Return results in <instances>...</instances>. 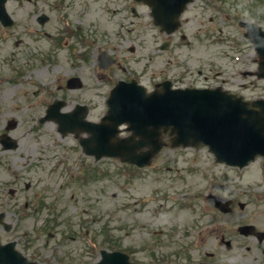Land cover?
Listing matches in <instances>:
<instances>
[{"label":"rangeland","instance_id":"1","mask_svg":"<svg viewBox=\"0 0 264 264\" xmlns=\"http://www.w3.org/2000/svg\"><path fill=\"white\" fill-rule=\"evenodd\" d=\"M257 2L259 0H223L221 10L223 14L242 15L243 19H246L248 13L254 9V4ZM233 4L236 7H232ZM105 5H113L112 0H96L93 3L95 16L94 14L92 16L87 15V18L92 19L90 27L102 39L103 35L107 32L104 30L111 24L112 16L111 14V16L109 15ZM262 6V4H258L259 9ZM9 7L10 10L16 13V17L20 21V27L17 29L18 32L15 31L17 32L15 37L6 39L4 42L0 41L2 48L0 50V68L5 67L6 71L8 70L9 65L6 58L12 55H16V62L34 67V70L30 72L32 78H29L24 83H20L18 88L15 89L19 93L27 91L22 96V104L24 105L22 117L26 119L27 127L30 129L32 125L28 116L39 112L41 109L33 103L37 100L33 96L35 88H40L42 92L45 85L50 84L51 81L56 82L58 87L60 83L63 85V88H58L57 92L51 97L60 96L66 99L71 104V107L65 108V110H71L78 102L90 103L92 107L89 118L99 120L105 113V105L104 103H95L99 97L97 93H100L101 85L103 84L98 81L95 74V69H98L96 57L91 56L90 59H82L72 55L73 51L69 47H59L56 54L52 57L55 59L54 62L52 60H45L42 54L54 51L50 39L44 38L41 34L32 35L26 33L25 27L27 24H34L33 20L21 23L30 12L34 13L35 8L29 3H25L21 7L19 4H11V2ZM196 11L192 8L187 16L192 18L193 13ZM127 14L130 15L129 12ZM222 15L219 14L215 22L220 23L218 25L222 26V35L224 37H235L237 31L240 30L238 29V24L235 21H228L229 19L223 18ZM206 16L208 17L209 14L206 13ZM72 17L76 21H81L85 25H88L87 22L83 21L84 17L80 16L79 11H75ZM254 17L261 19L259 15H255ZM114 19L117 20L118 18L114 17ZM202 20L203 16L196 21L187 18L185 31L195 32L200 28L209 27L207 25L209 24L208 22L205 24L206 26H203L201 24ZM128 21L130 22L131 19ZM225 22H228L227 27L224 25ZM135 24L136 29H139L140 26L136 21ZM211 26L212 24H210ZM218 33L220 35V30H218ZM153 39V42H148L145 36L142 37L141 55H144V52L147 54L152 52V46L155 47L154 52L157 51L156 45L161 36L156 34L155 31ZM227 42L226 47L229 49L231 42ZM198 43L199 47H196L194 50L188 48L181 49L183 58L192 62L195 66L194 68L197 66L207 68L211 58H219V60L224 62L228 60L225 56L226 52L222 53V49L218 48V45L212 47L207 40H204V44L206 45H203L200 41ZM222 47L225 48L224 45ZM119 56L122 57L121 55ZM161 56V59L157 58V64H154L159 69L167 66L166 60L169 58L166 52L162 53ZM245 57L247 59L249 57L252 58V54L251 56L245 54ZM129 63L130 65L135 64L133 58ZM142 64L143 62L139 61V64L134 67L140 69ZM253 67L254 63L249 61L247 68ZM41 69L44 71L42 74L39 73ZM73 75H78L84 80L85 84L83 88L69 89L66 87L67 78ZM239 80L241 79L239 78ZM237 83L239 85L240 81H237ZM236 87L235 83L234 88ZM251 88L254 92L253 96H264V80L256 82V85ZM92 99H95V101H92ZM8 101V99L4 100L5 103ZM16 106L17 104L15 103L12 108L15 114L20 110ZM25 128L21 126L17 131L21 141L20 147L7 152L9 157L14 158V160L20 163H23L29 155L34 153L35 144H42L47 148V158L49 159L52 144L74 145L77 140L74 135L60 137L55 130L56 126L50 122L42 126L41 133ZM57 154L65 156V160L69 162L74 160L79 161L82 156L80 151H73L71 148L58 150ZM213 161L214 156L208 147L178 149L171 145L166 146L160 152L153 168L145 169L144 173L135 178L131 190L122 189L120 184L121 179L114 176L109 178L102 176L101 179L95 178L86 187H74L72 184L62 187V190H60L61 201L55 200V194H57V189H59L61 183L64 182V178L58 173H51L49 170L51 161H47V171L36 168L34 172L30 168L24 171L27 176L34 175L38 181L46 180V185L51 187L48 190V200L58 204L60 208L63 207V213L67 211L64 214L71 213L74 209L81 211L85 207L92 206L94 215L100 216V221L95 223L94 228L96 230L102 229V233L105 235H112L113 238L123 240L126 245H144L146 252L141 255L143 259H151L153 256L152 248L156 244H158L157 247L160 253L169 250L175 251L181 245H191L190 250L194 253L193 256L198 258L200 256V253H197L198 247L202 249L206 248L209 251L216 249L224 251L225 249L221 245L219 238L222 235L234 238L233 241L236 245L245 242L240 240L238 238L240 236L238 235L237 237H233L232 230L230 229L236 223L243 222V219L249 215V211L223 214L214 206V199L208 196L212 192L216 194L219 189H208L209 182L203 177V172L209 173L211 171L210 167H212ZM112 164L116 165L115 162H112ZM112 164L104 160L99 165L104 168L108 166L112 169ZM196 169H200L203 172H197L195 171ZM217 169L215 168V170ZM6 171L4 170L0 175V182H4L12 177L7 168ZM125 180L127 181V178ZM24 181L27 180L23 179ZM72 194L79 201L77 205L71 200ZM256 218H259L256 220L257 223L264 224V215H257Z\"/></svg>","mask_w":264,"mask_h":264},{"label":"water","instance_id":"2","mask_svg":"<svg viewBox=\"0 0 264 264\" xmlns=\"http://www.w3.org/2000/svg\"><path fill=\"white\" fill-rule=\"evenodd\" d=\"M234 104L240 109L235 110ZM150 107L155 120L160 125L174 124L182 140L204 131L215 143V149L229 157L240 158L244 153L264 150V140L254 131L261 126H255L260 114L226 96L207 90L192 91L180 97L156 98ZM151 111L144 114L151 116ZM229 119H233L232 123Z\"/></svg>","mask_w":264,"mask_h":264},{"label":"flooded vegetation","instance_id":"3","mask_svg":"<svg viewBox=\"0 0 264 264\" xmlns=\"http://www.w3.org/2000/svg\"><path fill=\"white\" fill-rule=\"evenodd\" d=\"M184 34H180L179 38H182ZM171 43V41H170ZM234 169H239L234 167ZM240 170V169H239ZM31 186V182L28 188ZM19 189L15 191L16 195ZM236 193V190L233 192ZM29 206V203H27ZM4 219H6L11 224V229H7L5 224H2L4 228L0 229V233L5 237L6 233L9 232L12 238L8 239V241H16V246L19 250H21L29 259H37L40 257V253L34 251V248H40L39 246V238L37 239H29L27 234V228L23 226V223L27 221L28 212H24L23 210L18 211L17 208L13 207L11 210L6 209L4 212ZM255 238L256 245L253 247L247 246L248 253L246 255H235L233 258H229L228 260H222L221 262H216V260H210L211 264H264V238L259 239L258 235H252ZM60 252L63 254L61 259H65L66 264H79L81 256L85 254H90V251H84L81 253V249L79 247H75L72 249V252L68 253L64 252L60 249ZM37 254V255H35ZM61 264V263H58Z\"/></svg>","mask_w":264,"mask_h":264}]
</instances>
